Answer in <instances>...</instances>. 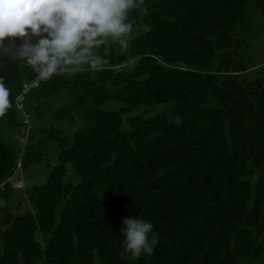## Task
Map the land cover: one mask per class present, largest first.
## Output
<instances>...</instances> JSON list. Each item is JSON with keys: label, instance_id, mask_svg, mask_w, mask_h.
<instances>
[{"label": "trees", "instance_id": "trees-1", "mask_svg": "<svg viewBox=\"0 0 264 264\" xmlns=\"http://www.w3.org/2000/svg\"><path fill=\"white\" fill-rule=\"evenodd\" d=\"M145 5L129 12L127 48L97 49L102 70L57 74L20 96L32 71L5 58L0 264H264V60L252 41L264 0ZM18 101L30 122L82 126L26 132ZM49 141L58 162L46 180L16 188L14 173L40 162ZM129 215L153 223L150 256L124 252Z\"/></svg>", "mask_w": 264, "mask_h": 264}, {"label": "clouds", "instance_id": "clouds-1", "mask_svg": "<svg viewBox=\"0 0 264 264\" xmlns=\"http://www.w3.org/2000/svg\"><path fill=\"white\" fill-rule=\"evenodd\" d=\"M141 8L147 12L145 0H0V45L5 37L18 38L10 55L31 66L39 80L84 66L102 70L106 61L97 49L109 42L127 48L129 12ZM9 91L0 79V117L11 106ZM121 225L125 253L132 259L153 254L158 236L150 220L129 215Z\"/></svg>", "mask_w": 264, "mask_h": 264}, {"label": "rangeland", "instance_id": "rangeland-1", "mask_svg": "<svg viewBox=\"0 0 264 264\" xmlns=\"http://www.w3.org/2000/svg\"><path fill=\"white\" fill-rule=\"evenodd\" d=\"M264 20V19H263ZM253 45H254V51H253V57L254 54H257V58L255 59L256 61H259L260 59L264 60V26L261 27V30L259 32V35L255 36L253 39ZM247 74H251V71H249ZM253 77V76H252ZM264 77V76H263ZM118 104L115 103V101H110L106 104V106H117ZM105 107V105H104ZM166 107V105H160L157 107H152L151 109V113L148 115H153L154 113H157L159 111H162L164 108ZM149 109V108H148ZM136 112V111H135ZM45 121H41V122H31L33 123V125L35 126H51L53 125L56 128L62 129L63 131H65L67 134H72L74 131L78 130L81 128L82 123H77V124H70L69 122H67L65 119L63 120H57L55 121L53 118H46L44 119ZM32 126V124H31ZM46 151V150H45ZM57 154H58V148L51 143L50 141L47 143V151L45 153V155L43 156L42 160L38 163L32 164L29 169L21 171V170H17L13 177L10 179L12 181V184L16 187V188H20L22 189L25 185L24 183V178L26 176H30V179L28 180L27 184H42L47 177V174L49 172V170L58 162V158H57ZM70 166L69 164L67 165V167ZM71 167V166H70ZM21 183L20 187L16 186L17 182ZM17 197L18 195L14 196L13 198L9 199V205H10V209L14 210L15 205L17 204ZM31 206L30 204L23 200L21 201V203L19 204V210L20 211H25L30 209ZM1 227H0V233H1Z\"/></svg>", "mask_w": 264, "mask_h": 264}, {"label": "built area", "instance_id": "built-area-1", "mask_svg": "<svg viewBox=\"0 0 264 264\" xmlns=\"http://www.w3.org/2000/svg\"><path fill=\"white\" fill-rule=\"evenodd\" d=\"M26 65L31 69L32 77L29 79H25L21 82L22 85H21L20 96H23V95L27 94L30 90H33L34 88L38 87L40 85V83L43 81V80H39L36 71L31 66H29L27 63H26ZM17 106L20 109V115L23 118V122L27 123L26 124L27 127L25 128L26 132H27L28 128L31 127V122L29 120V114L23 109V103L21 101L17 102ZM16 186L20 187L21 183L17 182Z\"/></svg>", "mask_w": 264, "mask_h": 264}, {"label": "water", "instance_id": "water-1", "mask_svg": "<svg viewBox=\"0 0 264 264\" xmlns=\"http://www.w3.org/2000/svg\"><path fill=\"white\" fill-rule=\"evenodd\" d=\"M21 41L15 37H5L3 44L0 45V67L3 65L5 58L19 46Z\"/></svg>", "mask_w": 264, "mask_h": 264}]
</instances>
